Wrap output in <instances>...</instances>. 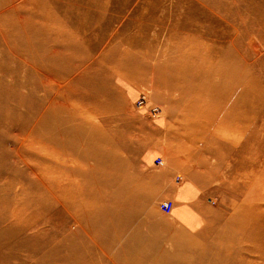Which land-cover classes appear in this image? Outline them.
Wrapping results in <instances>:
<instances>
[{
    "label": "rangeland",
    "instance_id": "rangeland-1",
    "mask_svg": "<svg viewBox=\"0 0 264 264\" xmlns=\"http://www.w3.org/2000/svg\"><path fill=\"white\" fill-rule=\"evenodd\" d=\"M36 1L38 10L41 6L42 11H52L59 19L65 17L83 26L85 33L70 29L77 38L98 39L101 51L116 46L128 53L123 58L100 53L83 56L87 68L98 67L92 71L97 76L88 84L74 79L67 81L63 89L56 85L60 95L70 104L77 103L103 132L95 136L99 149H88L96 157L89 158L84 169L78 168V156L52 152L55 157L69 160L73 169L72 174H64L63 186H57L55 191L68 200L77 197L74 199L88 201L87 195L95 189L92 182L101 184L110 176L108 158L114 157L123 165L116 190H124L129 174L132 195L128 199L139 209L121 243L135 228L140 229L142 240L158 235L160 246L171 253L185 247L171 242L169 235L173 232H182L204 245L219 243V237L228 236L233 253L224 264H264V31L255 26L247 31L254 30L255 34L238 33L241 42L256 48L261 56L258 58L256 51L247 54L242 66L247 82L221 91L224 83L212 81V70L215 73L214 67H220V57L200 60L198 54H191L190 45L182 43L183 35L189 32L179 28L173 34L191 4L207 9L198 0ZM242 4L241 1L239 5ZM8 11L9 7L3 5V13ZM185 21L196 26L202 18L193 15ZM145 52L150 55L145 56ZM69 56L65 53V57ZM29 65L26 55L14 61L0 51V166H10L4 161L6 157L18 158L13 148L15 129L8 125V117H18L22 124L23 120H33L41 110L45 82L41 77L36 79ZM48 86L55 87L52 82ZM242 91L239 97L229 95ZM14 103L19 106L11 114L7 107ZM66 125L64 121L58 128ZM64 137L58 136L61 141ZM38 147L32 148L43 152ZM49 166L56 168L57 163L52 161ZM83 181L91 182L89 189L83 188ZM197 200L199 211L195 209ZM166 202L172 204L168 213L160 209ZM29 212L34 214L33 209ZM71 216L65 214L57 195L50 206L40 202L36 214L40 222L53 221L52 234L56 238L67 226L71 229L66 233L79 232L80 236L72 240L80 244L85 233L79 224L72 225ZM29 256L28 260L32 254ZM187 256L194 259L191 264H220L211 256L201 261L195 260L196 254L184 255ZM144 261L150 264L148 258Z\"/></svg>",
    "mask_w": 264,
    "mask_h": 264
},
{
    "label": "bare ground",
    "instance_id": "bare-ground-1",
    "mask_svg": "<svg viewBox=\"0 0 264 264\" xmlns=\"http://www.w3.org/2000/svg\"><path fill=\"white\" fill-rule=\"evenodd\" d=\"M198 1L207 9L191 4L183 20L175 25L173 34L179 28L189 32L188 35H183L182 43L190 45L191 54H198L200 60L220 57V67H214L215 73L212 70V81L224 83L225 87L221 91L234 84H245L247 78L242 74V66L246 55L256 51L259 58L261 52L248 43L241 42L242 38H238V33H247L248 29L255 26L264 31V1ZM241 1L243 4L239 5ZM5 4L9 11L3 13ZM37 4L36 0H0V51L6 59L12 58L14 61L26 55L36 79L41 77L45 82L43 99L40 100L41 110L35 113L33 120L29 118L23 120L25 124H21L18 117H8V125L15 129L13 148L18 158L6 157L4 161L9 162L10 166H0V264H147L144 261L146 258L150 260V264H191L194 259L184 257L190 253L196 254V261L211 256V260L224 264L233 253L228 247L231 243V240L228 242L231 239L228 236L219 237V243L204 245L182 232H173L169 235L171 242L175 245L184 244L185 247L177 248L176 252L171 253L160 246L158 235L142 240L140 229L135 228L133 234L121 243V237L132 226L131 220L138 215L139 209L128 199L132 195L129 174L123 184L124 190H116V181L123 165L116 163L114 157H107L110 176L101 184L92 182L95 189L87 195L88 201L84 198L75 200L77 197H70L68 200L55 191L57 186H63L65 175L72 174L73 169L70 168L69 160L55 157L52 152L58 150L65 156H78L81 166L78 168L84 169L85 162L96 157L88 149H99L100 143L95 140V136L102 131L98 125L91 123L89 115L78 108L77 103L70 104L65 96L60 95L61 90L57 86L63 89L67 81L74 79L75 82L88 84L92 77L97 76L92 71L98 67L87 68V64L81 59L83 56L91 57L100 53L123 58L128 53L116 46L101 51L98 39H79L70 32L74 27L78 33H83V26L72 24L65 17L59 19L52 11H42L41 6L38 10ZM193 15L202 18V22L189 26L185 20ZM247 34L255 32L250 30ZM225 50L231 55L228 52L224 54ZM65 53L70 56L65 57ZM145 53V56L150 55ZM51 82L55 87L48 86ZM36 90L35 88L34 91ZM242 93L243 91L239 94L231 92L229 95L239 97ZM45 101L46 105L43 104ZM18 106L19 103H14L7 110L13 114ZM71 112L75 113L74 116L69 114ZM37 117L40 119L37 120ZM64 121L67 125L58 128ZM2 124L3 118L0 116V127ZM59 135H65L63 141L59 140ZM42 144L47 145L48 149ZM33 146H39L38 149L42 146L44 153L33 150ZM52 161L57 163L56 168L49 166ZM33 176L44 181H36ZM2 179L5 180L2 182ZM90 184L88 181L82 183L84 189H89ZM56 195L58 200H62L65 214H72V225L79 224L85 233L79 240L80 244L72 240L80 236L79 232L66 233L71 229L70 226L61 229L60 238H56L52 234L55 228L53 221L48 219L40 222L36 218L39 203L46 201L50 206ZM29 209H33L34 214ZM46 210L47 207L44 211Z\"/></svg>",
    "mask_w": 264,
    "mask_h": 264
},
{
    "label": "built area",
    "instance_id": "built-area-1",
    "mask_svg": "<svg viewBox=\"0 0 264 264\" xmlns=\"http://www.w3.org/2000/svg\"><path fill=\"white\" fill-rule=\"evenodd\" d=\"M159 163H160V161H159ZM160 209H161V211H163L164 213H168V212H170V210L172 209V204L169 203V202L162 203V204L160 205Z\"/></svg>",
    "mask_w": 264,
    "mask_h": 264
},
{
    "label": "crops",
    "instance_id": "crops-1",
    "mask_svg": "<svg viewBox=\"0 0 264 264\" xmlns=\"http://www.w3.org/2000/svg\"><path fill=\"white\" fill-rule=\"evenodd\" d=\"M199 198H200V197H199ZM198 200H199V199H198ZM198 200L195 201V209H196V211H198V210H197V207H196V206H197V202H198ZM197 213H198V212H197ZM196 217H197V216H196ZM182 223L185 224V221H183ZM186 224H187V223H186Z\"/></svg>",
    "mask_w": 264,
    "mask_h": 264
}]
</instances>
